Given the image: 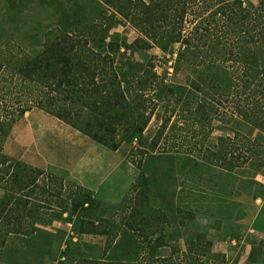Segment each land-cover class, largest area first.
<instances>
[{"label": "rangeland", "instance_id": "rangeland-1", "mask_svg": "<svg viewBox=\"0 0 264 264\" xmlns=\"http://www.w3.org/2000/svg\"><path fill=\"white\" fill-rule=\"evenodd\" d=\"M8 1L0 0L4 32L15 27L28 31L47 22L49 2L62 4V11L75 2L23 0L15 23L4 20L11 16L5 11ZM20 1L10 2L16 9ZM113 30L129 43L138 38L130 25ZM177 50L176 44L167 52L154 46L133 53L137 61L150 57L160 85L154 82L158 90L149 85L145 95L153 113L130 143L111 149L36 107L13 124L2 151L60 177L63 187L61 198H52L54 210L41 209L51 221L37 224L42 230L24 241L8 235L0 264H264V162L257 171L249 164L258 130L241 121L227 122L232 97L222 109L223 122L218 114L203 122L193 109L195 96L185 106L187 93H198L200 86L192 79L188 59L176 64ZM246 85L244 95L253 82ZM244 99L264 107V93ZM218 146L224 148L226 162L231 159V170L202 159L193 165L169 152L203 150L209 155ZM62 210L61 217L54 216ZM79 216L108 234L78 233ZM159 236L164 245L158 247Z\"/></svg>", "mask_w": 264, "mask_h": 264}, {"label": "trees", "instance_id": "trees-1", "mask_svg": "<svg viewBox=\"0 0 264 264\" xmlns=\"http://www.w3.org/2000/svg\"><path fill=\"white\" fill-rule=\"evenodd\" d=\"M10 1L5 11L11 16L4 20L17 23L24 1L16 9ZM74 1L66 11L62 4L49 2L53 6L45 26L0 30V86L5 85L0 87L4 93L0 104H6L0 107V253L8 235L24 241L42 230L37 224L51 221L41 211L54 210L52 198H61L63 187L60 177L2 151L13 124L36 107L111 149L130 143L153 113L145 95L149 85L153 90L160 85L150 57L134 60L136 51L156 46L167 52L177 44L176 64L188 59L192 79L200 86L198 93H187L184 105L195 96L193 109L203 122L213 114L223 122L222 109L232 97L227 122L241 121L258 130L249 164L257 171L264 162V107L244 99L264 93V0ZM117 25H130L138 38L129 43L123 33L113 30ZM246 81L253 87L244 95ZM165 124L156 130V138ZM231 130L237 137V129ZM154 145L155 140L152 151ZM198 151L169 152L193 165L202 159L233 168L221 146L209 155ZM84 219L79 216L78 233L108 234ZM155 240V246L164 245L162 237Z\"/></svg>", "mask_w": 264, "mask_h": 264}, {"label": "crops", "instance_id": "crops-1", "mask_svg": "<svg viewBox=\"0 0 264 264\" xmlns=\"http://www.w3.org/2000/svg\"><path fill=\"white\" fill-rule=\"evenodd\" d=\"M7 240V239H6Z\"/></svg>", "mask_w": 264, "mask_h": 264}]
</instances>
